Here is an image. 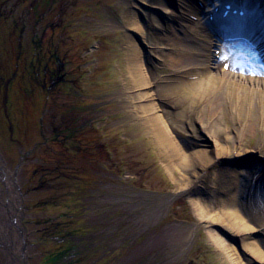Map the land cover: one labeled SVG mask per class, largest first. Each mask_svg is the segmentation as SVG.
Returning <instances> with one entry per match:
<instances>
[{
  "label": "rangeland",
  "instance_id": "1",
  "mask_svg": "<svg viewBox=\"0 0 264 264\" xmlns=\"http://www.w3.org/2000/svg\"><path fill=\"white\" fill-rule=\"evenodd\" d=\"M167 5L173 7V2L168 0ZM201 9L203 12L212 6L206 3ZM134 11L137 5L128 0H0L4 71L12 70L17 54L22 57L19 65L33 71L29 62L36 43L48 68L55 67L53 54L62 62L57 82L50 89L36 85L31 99L21 90L22 96L13 92L16 111L12 116L4 114L0 91V154L21 196L28 264H47L46 255L63 246L71 248L57 264H233L230 255L235 256V248L231 245L248 257L241 237L233 234L226 238L230 252L222 250L214 234L227 235L219 226L202 223L194 204L206 197L201 204L204 207L208 202L210 213L214 201L226 198L223 193L229 200L227 179L237 175L241 182V162L250 155L238 163L222 158L203 171L196 183L200 193H182L179 178L189 173L182 157L171 158L146 124L128 112L115 94L129 74V30L120 19L123 13L131 19ZM146 13H139L146 28L151 25L148 16H161L154 9ZM160 18L162 26L151 25L148 41L154 36L168 37L169 28L180 27L174 19ZM141 42L149 62L159 64L162 57H175L168 43L155 52ZM210 49L214 53L213 47ZM159 71L172 74L170 68ZM2 77L0 72V83ZM22 81L25 83L23 76ZM245 107L241 120L229 112V128L224 127L228 135H234L233 127L244 131L251 118L256 119L255 111ZM204 117L193 125L199 128ZM75 127L79 129L69 139ZM174 134L187 151H192L187 147L188 138L201 146L199 133L191 136L188 130L184 133L188 138L183 133ZM241 139L245 149L256 146L261 150L264 130ZM250 159L262 162L264 154ZM154 206L148 220L139 221L137 217ZM58 224L70 225L78 234L62 241L57 233L64 227ZM254 237L249 241L264 247V234L255 231ZM4 260L0 252V264Z\"/></svg>",
  "mask_w": 264,
  "mask_h": 264
},
{
  "label": "bare ground",
  "instance_id": "2",
  "mask_svg": "<svg viewBox=\"0 0 264 264\" xmlns=\"http://www.w3.org/2000/svg\"><path fill=\"white\" fill-rule=\"evenodd\" d=\"M128 1L137 5V11L132 12L131 19L124 13L120 19L129 30L126 46L129 74L115 94L128 108V112L146 124L157 143L170 153L171 158L182 157L184 168L189 172L179 178L182 193H200L196 183L202 179L203 171L222 158H231L238 163L242 161L240 157L250 155L241 162L244 163L241 182L236 178L237 175L227 179V193L231 194L229 200L228 194L223 193L226 198L214 201L210 213H207L211 208L208 202L204 207L201 204L206 201V197H201L202 200L193 204L202 223L219 226L227 235L223 237L222 234L220 236L213 233L222 250L230 252V246L226 244L229 235L241 237L242 249L248 257L244 258L243 252L230 244L235 248V256L229 254L233 264H264V247L260 248L256 241H249L254 237L255 231L264 234V160L253 162L250 159L264 154V144L261 145V150L256 146L245 149L241 139L245 134L257 133L258 129L264 130V78L245 74L244 70L232 74L231 67L229 71H224V61L219 67L214 53L210 51V48L221 43L214 38L219 26L218 19L211 23L206 20L204 23L200 18H193L194 15L199 17L200 3L205 4L208 0H171L173 7L167 5L168 0ZM215 1L219 5L221 1L222 5L225 3L224 0ZM244 2L247 12L249 11L248 17L254 19L250 24L255 25L258 30L252 41L257 40V45L264 48V40L261 38L264 37V19L263 22L260 21L264 12V0ZM151 9L161 14L159 18H146L153 27L162 26L160 17L163 16L165 19L178 21L180 27L176 30L169 28L168 37L154 36L152 41H148L151 25L147 28L144 23L142 25L139 13L148 15L146 11ZM203 18L205 20L204 16ZM230 26L228 24L227 27ZM141 41L146 42L155 52L161 51L168 43L175 57H162L159 64L156 60L149 62L139 46ZM239 42L251 47L241 39L232 40V44ZM165 68H170L172 74H162L159 71ZM244 107L255 111L256 119L251 118L250 126L244 131L233 127L234 135H228L224 127L227 126L229 112L236 113L241 120ZM201 115L205 116L204 124L196 128L193 122L199 121ZM221 118H225V124ZM188 130L191 136L199 133L201 146L198 147L195 141H190L184 134ZM174 132L183 133L188 138L187 147L192 148V151L181 148ZM257 143L259 142L255 145ZM164 199L165 197L160 198L157 205ZM154 209L155 206L144 210L143 215L137 218L139 221H147ZM21 211L19 189L0 154V252L5 256L4 264H25V228L21 221Z\"/></svg>",
  "mask_w": 264,
  "mask_h": 264
},
{
  "label": "trees",
  "instance_id": "3",
  "mask_svg": "<svg viewBox=\"0 0 264 264\" xmlns=\"http://www.w3.org/2000/svg\"><path fill=\"white\" fill-rule=\"evenodd\" d=\"M39 45H40L39 43L35 44L36 51L35 53L34 52L31 53L30 55L31 60L29 62V65L33 71H29L26 66H22L23 64L19 65V62L21 61V58H22L19 54L15 55V57L12 60V70L9 67V70L6 69L4 71V67L6 64L3 59H0V72H3V77L0 83V91H2V94L4 95L3 96L4 100L2 102V107H3L2 109L6 117H9L10 113L12 116L16 111V106L11 100H10V105L12 108L8 110V105H9L8 100L13 98L12 96L13 92L16 93V92H19V90H22L23 88L22 84L25 85V83H23L22 81V76H23L22 73L24 71L27 73L26 78L28 80V86H29L28 89L31 91V94H32L33 89L36 87V85H40L41 88L43 89H46V88L50 89L57 82V79L59 77L57 74V70L58 68L62 66V62H60L56 54H53V57H55V61H54L55 67L50 68L49 66L48 68V66L44 62V55L43 54L39 55L38 53V50H39L38 48L40 47ZM45 61H47L46 58H45ZM18 76H20V78L15 83H12L13 79ZM27 80L25 79V81ZM9 83H10V86H9ZM25 89L28 90L27 88ZM78 129L79 128L77 127L71 129L67 137H69V139H73ZM55 135L56 134L52 136L53 139L55 138ZM81 152H84V151L81 150ZM59 226L64 227L62 228L63 231L59 230L57 233L58 238H60L62 241H64L67 237L76 235L78 233L73 227L71 228L70 225L68 226V225L61 224ZM69 251H70V247L63 246L55 251L49 252L45 258L46 263L47 264H57L58 262H61L68 255Z\"/></svg>",
  "mask_w": 264,
  "mask_h": 264
},
{
  "label": "flooded vegetation",
  "instance_id": "4",
  "mask_svg": "<svg viewBox=\"0 0 264 264\" xmlns=\"http://www.w3.org/2000/svg\"><path fill=\"white\" fill-rule=\"evenodd\" d=\"M93 264H95V263H93Z\"/></svg>",
  "mask_w": 264,
  "mask_h": 264
}]
</instances>
